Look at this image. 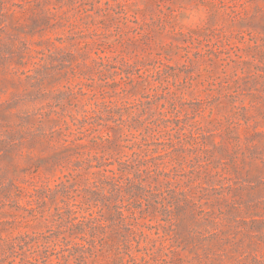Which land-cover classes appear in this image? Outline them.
Instances as JSON below:
<instances>
[{
	"label": "rangeland",
	"instance_id": "obj_1",
	"mask_svg": "<svg viewBox=\"0 0 264 264\" xmlns=\"http://www.w3.org/2000/svg\"><path fill=\"white\" fill-rule=\"evenodd\" d=\"M0 264H264V0H0Z\"/></svg>",
	"mask_w": 264,
	"mask_h": 264
}]
</instances>
